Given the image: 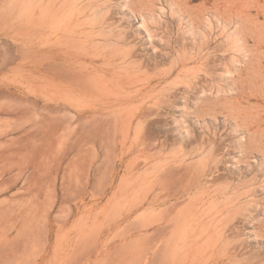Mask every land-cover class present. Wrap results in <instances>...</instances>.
Instances as JSON below:
<instances>
[{"label": "rangeland", "instance_id": "374dc122", "mask_svg": "<svg viewBox=\"0 0 264 264\" xmlns=\"http://www.w3.org/2000/svg\"><path fill=\"white\" fill-rule=\"evenodd\" d=\"M0 45L50 161L0 264H264V0H0Z\"/></svg>", "mask_w": 264, "mask_h": 264}, {"label": "bare ground", "instance_id": "6f19581e", "mask_svg": "<svg viewBox=\"0 0 264 264\" xmlns=\"http://www.w3.org/2000/svg\"><path fill=\"white\" fill-rule=\"evenodd\" d=\"M14 38V37H13ZM3 42V41H2ZM4 45V44H3ZM8 45V44H7ZM6 45V46H7ZM18 45V44H17ZM1 46V45H0ZM5 46V45H4ZM19 46V45H18ZM3 49H4V47H2ZM1 48V49H2ZM7 48V47H6ZM11 48V47H10ZM2 49V50H3ZM7 50H10L9 48L7 49ZM7 50L5 51V52H7ZM17 50V49H16ZM19 50H21V49H19ZM1 51V50H0ZM3 51V52H4ZM3 53L5 56L7 55L6 53ZM12 52V51H11ZM10 52V55L12 54ZM26 52V51H25ZM16 53H18V52H16ZM23 53H24V50H23ZM27 53V52H26ZM25 53V54H26ZM37 53V52H36ZM9 54V53H8ZM18 54H20V53H18ZM22 54V53H21ZM25 54L23 55L25 58H26V56H25ZM34 55H35V53H33ZM38 54V53H37ZM36 54V55H37ZM43 54V53H42ZM17 55V54H16ZM8 56V55H7ZM6 56V57H7ZM13 56H15V54L13 53L12 55H11V57H13ZM18 56V58H19V55H17ZM22 56V55H21ZM23 56H22V58H23ZM41 56V55H40ZM46 56V55H45ZM1 57V56H0ZM34 57V56H33ZM4 58V57H3ZM14 58V57H13ZM21 58V57H20ZM28 58H30V60H31V57L30 56H28ZM28 58H26V59H28ZM37 58V57H36ZM44 58V57H43ZM38 59V58H37ZM39 59H41V58H39ZM38 59V60H39ZM29 60V59H28ZM36 59H34V61H35ZM42 60V59H41ZM40 60V61H41ZM1 61H2V59H1ZM17 61V60H16ZM34 61H32V62H34ZM2 62H4V59H3V61ZM6 62V61H5ZM4 62V63H5ZM8 62V61H7ZM6 62V63H7ZM15 62V61H14ZM42 62H43V60H42ZM41 62V63H42ZM36 63H38L37 61H36ZM40 64V63H39ZM1 65V64H0ZM4 66V65H3ZM45 67V66H44ZM46 70V69H45ZM21 84H28V81H29V77H28V75H27V73H24V75H23V77H21ZM19 80V81H20ZM4 92V90H2V89H0V136L1 137H3V140H0V188H2V187H6V188H11V186L14 184V182H15V180H17L16 178L18 177H20V176H23L24 177V181H25V183H27V185H28V183L30 182V179H31V177H32V173H35V170H41V168L44 166V165H42V167L41 166H39L38 164H36V163H32L31 162V160H33V157H32V155H34L32 152V155H31V160H29L28 158H29V155H27L26 157H27V159L25 158V152L27 151V152H29V151H32L33 150V152L34 153H36L35 151L37 150L36 148H38V147H40V146H38L39 144H37V147L36 146H34L35 144L33 143V142H30V141H28L27 139V142L29 143H33L34 145V149H36V150H34V149H29V150H27V148L26 147H21L22 145H19V144H21V142H22V140L20 141V139H23L22 138V136L23 135H25V134H27V135H29L30 134V137H31V135L33 136L34 134H36L37 133V131H35V129L34 130H32V131H35L33 134H31V132H30V130L31 129H33V128H30L29 126V128L27 129V127H26V125L24 126L23 124H21L22 122L23 123H26V124H28V122H29V120L27 119V118H25V117H27V115L25 114L26 112H24V110H21L22 109V107H19L20 105H18V104H24L23 102H25V103H28V100L27 101H19V100H15V102H13L14 101V99L12 100L11 99V96H12V94H11V96L10 95H8V94H6L5 92ZM7 92H10V91H8L7 90ZM16 96V95H15ZM14 95H13V97H15ZM17 97V96H16ZM8 99V100H10L11 102V104L7 101V100H4V101H6V103L5 102H3V100L1 101V99ZM20 98V97H19ZM20 102H22V103H20ZM12 103H17V106L19 107H15L16 105H13ZM30 103V102H29ZM28 105H31V103L30 104H28ZM28 105H27V107H28ZM23 106H25V104L23 105ZM21 108V109H20ZM29 108V107H28ZM27 109V108H26ZM47 109V108H46ZM44 110V109H43ZM45 111V110H44ZM31 113V112H30ZM26 115V116H25ZM39 115V114H38ZM4 116H9V117H4ZM43 117H45V118H43L44 120L46 119V116H47V114L46 115H42ZM11 117V118H10ZM48 117H49V115H48ZM12 119H14L13 121H11ZM20 119H22V120H20ZM23 119H25V122L23 121ZM31 119V118H30ZM37 119H39V118H37ZM36 119V120H37ZM41 119V118H40ZM27 120V121H26ZM47 120V119H46ZM19 123V122H21V123H17V122ZM39 121V120H38ZM42 121V120H41ZM41 121H40V123H41ZM33 122V121H32ZM32 122L29 124V125H31L32 124ZM35 122V121H34ZM40 123H38V125L36 124V123H34V125H37L38 126V128L37 127H34V125L32 126V127H34V128H36V129H40L41 127H39V125H40ZM43 123V122H42ZM44 124V123H43ZM40 126H42V125H40ZM29 130V131H28ZM13 132H17V133H19V132H21V133H19L17 136H14V137H11V139H7L6 137L9 135V134H11V133H13ZM28 132H30V133H28ZM64 134V133H63ZM37 135V134H36ZM35 135V136H36ZM9 137H10V135H9ZM25 137V136H24ZM34 137V136H33ZM33 137H31V139L32 140H34L33 139ZM37 137V136H36ZM35 137V138H36ZM6 138V139H5ZM36 141H38V140H36L35 139V142ZM42 141V140H41ZM20 142V143H19ZM24 142V141H23ZM22 142V143H23ZM19 143V144H18ZM27 143V144H28ZM16 144H18V146L19 147H17V145ZM23 144H26V143H23ZM14 145H16V147L15 148H13L14 147ZM13 146V147H12ZM33 146H31L32 148H33ZM88 147V146H87ZM30 148V147H29ZM24 149H26V151L24 152ZM39 149H41L42 150V148L40 147ZM44 150H42L43 152L46 150L45 148H43ZM87 149V148H86ZM40 150V151H41ZM37 151H39V150H37ZM47 151V150H46ZM38 153H40V152H38ZM45 153V152H44ZM43 153V156H45L46 157V155ZM48 153V152H47ZM57 153V152H56ZM28 154H30V152L28 153ZM52 154V155H51ZM36 155V154H35ZM41 155H42V153H41ZM40 155V157H43V156H41ZM48 157L49 156H51V158H52V156L54 157V156H56V155H53V152L52 153H49L48 155H47ZM45 157H43V158H45ZM47 158V157H46ZM58 159H60L59 157H57ZM41 159V158H40ZM53 159V158H52ZM47 160H51V159H46V161ZM55 160V159H54ZM61 160V159H60ZM43 161H45V160H43ZM55 161H57L58 162V160H55ZM37 162H40L39 161V157H38V161ZM60 162V161H59ZM59 162H58V164H59ZM41 163V162H40ZM44 163H46V162H44ZM43 163V164H44ZM48 163V164H47ZM47 163L45 164V166L46 165H49V163H50V161H47ZM53 163H54V161H53ZM56 163V162H55ZM54 163V164H55ZM57 164V163H56ZM55 164V165H56ZM53 165V164H52ZM44 166V167H45ZM51 166V165H50ZM54 166V165H53ZM59 166V165H58ZM42 168V169H45V168ZM47 167V166H46ZM58 168V167H57ZM66 170V169H65ZM43 171L44 170H42V172H41V174L43 173ZM40 172V171H39ZM39 172H38V174H39ZM66 171H64V173H65ZM63 173V174H64ZM41 174H39V175H41ZM5 175H7V177H4ZM65 176V175H64ZM37 178H39L38 177V175H37ZM37 178H35L36 180H37ZM62 178V177H61ZM20 179V178H19ZM34 179V180H35ZM36 180H35V182H36ZM39 182H41V181H39ZM63 182H65V180H63ZM24 183V184H25ZM32 183H34V182H32ZM40 186V185H39ZM26 187V186H25ZM24 187V188H25ZM24 188H22V189H24ZM39 188V187H38ZM37 189V188H36ZM39 191V190H38ZM40 192H41V189H40ZM39 192V193H40ZM19 193V192H18ZM38 193V194H39ZM36 194V193H35ZM18 195V194H17ZM20 195V194H19ZM40 195V194H39ZM28 196V195H27ZM32 196H33V194H32ZM38 197H40V196H38ZM20 198H22V197H20ZM34 198V197H33ZM27 199V198H26ZM35 199H37V197H35ZM29 200V199H28ZM10 201H14V200H10ZM30 201H31V199H30ZM29 202V201H28ZM27 203V202H26ZM33 203H34V201H33ZM33 203L31 204L32 206H33ZM29 204V203H28ZM28 204H26V206L28 205ZM21 206H23V205H21ZM19 204H18V202L17 203H13V202H11V204H5L4 206L3 205H1L0 206V215H1V217L2 218H6L7 220H14V221H16V219H17V217L18 216H22V212H24V207H21ZM27 208H28V206H27ZM29 208H30V206H29ZM29 208H28V210H29ZM28 262H30V258L27 256V255H24L23 254V256H22V258H20L19 256L15 259V258H12V259H10L9 261H7L5 264H27Z\"/></svg>", "mask_w": 264, "mask_h": 264}]
</instances>
